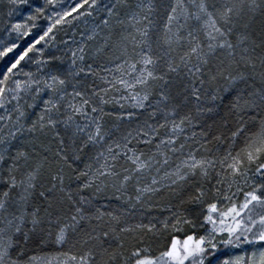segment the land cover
<instances>
[{
    "label": "snow or ice",
    "instance_id": "obj_1",
    "mask_svg": "<svg viewBox=\"0 0 264 264\" xmlns=\"http://www.w3.org/2000/svg\"><path fill=\"white\" fill-rule=\"evenodd\" d=\"M0 264H264V0H0Z\"/></svg>",
    "mask_w": 264,
    "mask_h": 264
},
{
    "label": "rangeland",
    "instance_id": "obj_2",
    "mask_svg": "<svg viewBox=\"0 0 264 264\" xmlns=\"http://www.w3.org/2000/svg\"><path fill=\"white\" fill-rule=\"evenodd\" d=\"M177 235H178V237H179L180 239H183V234H182V233L177 234Z\"/></svg>",
    "mask_w": 264,
    "mask_h": 264
}]
</instances>
